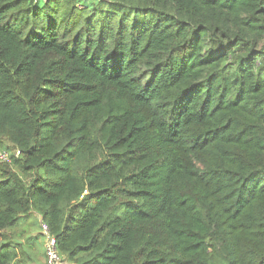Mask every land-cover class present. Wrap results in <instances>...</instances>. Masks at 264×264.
<instances>
[{
  "label": "trees",
  "instance_id": "1",
  "mask_svg": "<svg viewBox=\"0 0 264 264\" xmlns=\"http://www.w3.org/2000/svg\"><path fill=\"white\" fill-rule=\"evenodd\" d=\"M4 141L0 264H264V0H0Z\"/></svg>",
  "mask_w": 264,
  "mask_h": 264
},
{
  "label": "rangeland",
  "instance_id": "2",
  "mask_svg": "<svg viewBox=\"0 0 264 264\" xmlns=\"http://www.w3.org/2000/svg\"><path fill=\"white\" fill-rule=\"evenodd\" d=\"M10 146L8 141L0 144V151H5ZM9 151V150H7ZM11 156L12 150L9 151ZM10 162L1 163L0 165L11 164ZM10 169L18 170L13 163ZM45 226L42 222L41 216L33 212L29 216L21 218L19 224L13 228L9 233V238L15 242H19L21 246H16L21 258L26 264H45ZM16 245V244H15Z\"/></svg>",
  "mask_w": 264,
  "mask_h": 264
},
{
  "label": "built area",
  "instance_id": "3",
  "mask_svg": "<svg viewBox=\"0 0 264 264\" xmlns=\"http://www.w3.org/2000/svg\"><path fill=\"white\" fill-rule=\"evenodd\" d=\"M13 154H15L16 157L20 155V152L14 151ZM11 161V154L9 151H0V162L1 163H7ZM45 226V225H44ZM45 259L46 264H66L63 257L60 255L57 245H56V239L54 236H52L47 227L45 226Z\"/></svg>",
  "mask_w": 264,
  "mask_h": 264
}]
</instances>
